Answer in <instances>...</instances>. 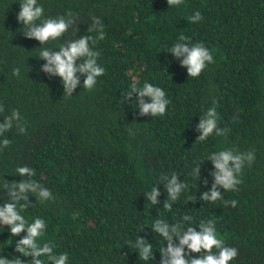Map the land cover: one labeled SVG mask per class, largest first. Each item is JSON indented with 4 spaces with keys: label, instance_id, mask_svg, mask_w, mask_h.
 <instances>
[{
    "label": "trees",
    "instance_id": "obj_1",
    "mask_svg": "<svg viewBox=\"0 0 264 264\" xmlns=\"http://www.w3.org/2000/svg\"><path fill=\"white\" fill-rule=\"evenodd\" d=\"M38 3L46 17L71 10L76 22L62 38L40 45L23 34L26 28L16 18L19 0H0V123L18 109L26 124L23 134L15 124L4 134L12 143L0 151V194L5 180L22 179L18 166L35 170L32 179L54 197L39 203L30 194L35 206L22 210L29 221H46L40 242L67 252L68 264H152L129 244L145 237L158 262L165 242L149 226L157 218L175 223L191 215L193 226L214 219L219 236L238 249L229 264H264V0H183L178 7L167 0ZM195 11L204 19L194 24L188 17ZM92 16L104 25L105 39L93 47L106 71L93 90L77 86L69 97L59 77L40 71L45 61L39 53L82 34L97 36L89 32ZM182 33L192 43L204 42L214 55L198 78L188 77L182 58L168 52ZM17 67L20 74L14 76ZM134 81L165 90L171 102L164 116H139L136 105L124 101ZM211 106L227 134L196 142L195 126ZM222 148L255 153L254 162L244 166L239 191L222 190L224 200L238 201L236 207L199 199L213 179V165L204 159ZM173 172L189 187L169 212L162 206L167 193L161 176ZM154 185L161 191L155 206L144 196ZM196 196L195 203L188 201ZM7 198L5 193L0 202ZM0 228V255L11 256L20 237Z\"/></svg>",
    "mask_w": 264,
    "mask_h": 264
},
{
    "label": "clouds",
    "instance_id": "obj_2",
    "mask_svg": "<svg viewBox=\"0 0 264 264\" xmlns=\"http://www.w3.org/2000/svg\"><path fill=\"white\" fill-rule=\"evenodd\" d=\"M19 4L20 10L16 18L26 28L23 34L27 38L37 40L40 45L62 38L76 22L71 10L64 15L46 17L45 9L38 0H19ZM167 4L169 7H178L183 4V0H167ZM91 19L92 25L89 32L96 31L97 36L82 34L77 39L65 41L58 48H41L39 53L38 58L45 61L40 71L47 74L49 78L59 77L63 85V93L69 97L73 95L77 86H82L88 91L93 90L97 84V78L103 76L106 71L98 63L100 52L93 47L98 41L105 39L104 25L96 16H92ZM203 19L200 11H195L188 17L189 22L194 24ZM168 52L177 59L182 58L179 59L180 65L186 68L188 77L192 78H198L208 65L215 62L212 51L205 46L204 42L192 43V38L183 33L179 35L178 42L173 44ZM12 74L19 76L20 68H14ZM81 76L84 77L82 85ZM133 94H136L135 100L132 99ZM125 100L136 105L139 116L150 115L151 117L164 116L171 102L163 88L147 81L142 86H138L135 81L132 82ZM215 103L213 101V105ZM3 111L4 106L0 104V112ZM218 120L217 108L208 107L195 126L199 133L196 142H204L212 135L225 136L227 129L219 127ZM22 121L23 117L18 109H13L10 115L4 117L3 122L0 123V137H3L0 139V151L11 145L12 140L4 134L10 132L14 124L19 133L26 132V124ZM204 160L211 161L213 165L210 171L213 179L211 187L201 192L199 199L206 203L222 200L225 207L228 205L236 207L238 201L224 200L222 190L239 191L238 185L243 183L241 177L244 166L246 163L250 166L254 162L255 153L222 148L211 152ZM204 160L196 163L195 172L198 179H201V163ZM15 172L22 179L5 180L0 199L5 193L8 198L0 202V226H6L12 236L20 238L15 241L13 255H0V264H68L67 252L56 253L54 243L40 242L46 233V221L41 217H35L29 221L22 215V210L35 206L29 201L30 194L35 196L37 202L44 203L54 199L51 191L32 179L36 174L32 167L18 166ZM161 182L167 193L162 206L166 211L171 212L174 202L179 200L181 193L189 186L175 172L170 176H161ZM203 183L207 185L208 179L204 178ZM156 185L149 192L144 193L145 198L154 206L160 203L158 198L161 196V191ZM196 200L197 196L188 199L193 203ZM192 221L191 215H184L182 221L175 223L157 218L149 226L152 233L163 238L165 242L164 246L158 249L160 253L158 262L155 260L153 244L145 237L140 235L129 246L138 252V256L143 261H151L152 264H229L237 258L238 249L228 246L219 236L214 219L201 220L198 226H193ZM185 223L187 227L184 226ZM22 233L24 235H21ZM22 257H31V259H22Z\"/></svg>",
    "mask_w": 264,
    "mask_h": 264
}]
</instances>
